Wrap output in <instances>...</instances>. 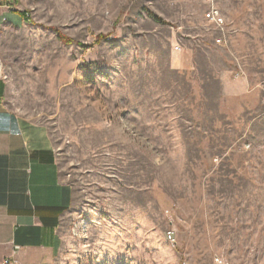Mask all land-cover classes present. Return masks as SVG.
<instances>
[{
  "label": "rangeland",
  "instance_id": "374dc122",
  "mask_svg": "<svg viewBox=\"0 0 264 264\" xmlns=\"http://www.w3.org/2000/svg\"><path fill=\"white\" fill-rule=\"evenodd\" d=\"M210 1L2 16L6 103L47 127L73 187L55 264H264V0Z\"/></svg>",
  "mask_w": 264,
  "mask_h": 264
},
{
  "label": "crops",
  "instance_id": "0c3cea01",
  "mask_svg": "<svg viewBox=\"0 0 264 264\" xmlns=\"http://www.w3.org/2000/svg\"><path fill=\"white\" fill-rule=\"evenodd\" d=\"M14 1L0 0L8 22L17 13ZM16 19L19 24L23 18ZM7 91L0 78V259L15 254L23 264H55L61 261L60 224L72 208L73 187L60 175L47 127L12 110Z\"/></svg>",
  "mask_w": 264,
  "mask_h": 264
},
{
  "label": "built area",
  "instance_id": "2783aa9c",
  "mask_svg": "<svg viewBox=\"0 0 264 264\" xmlns=\"http://www.w3.org/2000/svg\"><path fill=\"white\" fill-rule=\"evenodd\" d=\"M208 3L211 2L210 0H206ZM204 19L217 27L222 26L224 23V17L221 14L219 8L212 3L209 8L204 13ZM218 42H221V38L217 39ZM0 78L4 80L5 74L3 70V63L0 60ZM167 238L173 240L171 232L167 233ZM0 264H23L19 259L16 257L15 254L8 255L0 259Z\"/></svg>",
  "mask_w": 264,
  "mask_h": 264
},
{
  "label": "trees",
  "instance_id": "16d2710c",
  "mask_svg": "<svg viewBox=\"0 0 264 264\" xmlns=\"http://www.w3.org/2000/svg\"><path fill=\"white\" fill-rule=\"evenodd\" d=\"M148 14L156 21H159V22H162V19L158 16H156L155 14H153L152 12L148 11ZM22 15H26V13H22ZM25 18V17H24ZM58 36H61V35H58ZM99 38H102V36H100ZM63 40L65 41H70V39H66L64 37H62Z\"/></svg>",
  "mask_w": 264,
  "mask_h": 264
}]
</instances>
